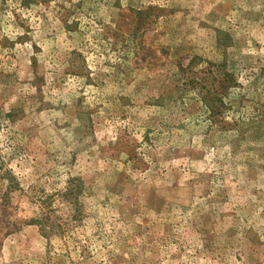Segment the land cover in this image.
I'll use <instances>...</instances> for the list:
<instances>
[{
  "label": "rangeland",
  "instance_id": "1",
  "mask_svg": "<svg viewBox=\"0 0 264 264\" xmlns=\"http://www.w3.org/2000/svg\"><path fill=\"white\" fill-rule=\"evenodd\" d=\"M12 181L0 264H264V0H0Z\"/></svg>",
  "mask_w": 264,
  "mask_h": 264
},
{
  "label": "trees",
  "instance_id": "2",
  "mask_svg": "<svg viewBox=\"0 0 264 264\" xmlns=\"http://www.w3.org/2000/svg\"><path fill=\"white\" fill-rule=\"evenodd\" d=\"M13 185V186H12ZM11 187H16V182L12 181L11 186L9 188H5L4 190H0V201L1 204L4 205V209L2 210V213L0 215L1 218H5L8 215L6 221H10L8 224H6L7 227V232L6 234L12 233L13 231H15V229L17 228V224L19 222V220L15 219V220H11V212L7 210L8 208V204L11 203V198H10V193L11 191H13V188L10 190ZM8 211V212H7ZM42 219H44V223L49 220V216L47 215V213L45 211H42ZM27 223H40L38 221L37 218H30L28 220H21Z\"/></svg>",
  "mask_w": 264,
  "mask_h": 264
}]
</instances>
